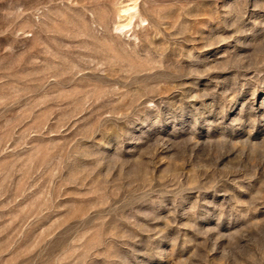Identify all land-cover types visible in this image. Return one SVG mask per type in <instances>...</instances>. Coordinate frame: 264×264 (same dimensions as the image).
Instances as JSON below:
<instances>
[{
  "label": "rangeland",
  "instance_id": "374dc122",
  "mask_svg": "<svg viewBox=\"0 0 264 264\" xmlns=\"http://www.w3.org/2000/svg\"><path fill=\"white\" fill-rule=\"evenodd\" d=\"M0 264H264V0H0Z\"/></svg>",
  "mask_w": 264,
  "mask_h": 264
}]
</instances>
